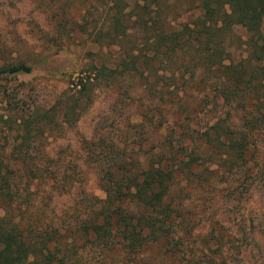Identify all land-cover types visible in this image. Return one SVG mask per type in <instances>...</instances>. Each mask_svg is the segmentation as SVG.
<instances>
[{
    "label": "rangeland",
    "instance_id": "obj_1",
    "mask_svg": "<svg viewBox=\"0 0 264 264\" xmlns=\"http://www.w3.org/2000/svg\"><path fill=\"white\" fill-rule=\"evenodd\" d=\"M118 2L122 15H127L119 22L118 30L126 28L127 34L121 44L111 43L103 35L109 26L106 16L115 11L114 3ZM134 2L58 0L63 24L57 27L45 18L35 0H0V66L21 61L33 67L29 74L0 78V152L14 149L24 136L18 127L21 118L30 119L35 111L47 117L37 124L41 130L32 133L30 141L37 151L31 155L40 161L48 159L49 169L57 162L61 171L75 179L70 189L64 188H68L67 194L52 193L57 215L81 198V192L104 197L97 183L98 162L120 156L134 168L136 159L151 156L164 129L172 127L177 134L181 125L200 132L216 119L217 113L211 109L222 110L220 103L212 105L207 86L199 82L202 64L194 66L192 61L188 67L179 62L164 66L161 56L153 55V49L143 44L149 31L138 28L134 21L138 14L147 20L153 13L149 17L141 14ZM187 16L161 9L156 20L162 25L161 19L167 17L175 27ZM253 36L264 37V22L258 29L243 25L218 33L223 62L245 58L242 42ZM132 60L137 71L132 70ZM80 76L94 79L77 95L72 86ZM206 93L208 98H204ZM141 114L145 116L142 122ZM6 118L11 120L9 127L2 123ZM139 122L141 127L135 128ZM159 124L163 128L153 131ZM0 157L6 160L10 154ZM210 157L201 153L194 167L201 177L188 176L187 180L180 176L173 190L187 208L188 217L193 218V231L185 236L186 251L165 257L161 263L264 264V175H260L264 168L260 174L247 177L232 172L221 181L207 178L209 172L203 171L205 167L215 169ZM44 189L49 188L46 185ZM209 226L224 235L218 243L210 236ZM151 249L149 255L156 257V249ZM98 258L97 252L88 250L82 264H98ZM106 258L109 264L115 257L108 254ZM154 260L160 263L157 257Z\"/></svg>",
    "mask_w": 264,
    "mask_h": 264
},
{
    "label": "trees",
    "instance_id": "obj_2",
    "mask_svg": "<svg viewBox=\"0 0 264 264\" xmlns=\"http://www.w3.org/2000/svg\"><path fill=\"white\" fill-rule=\"evenodd\" d=\"M35 1L45 18L57 27L63 24L58 0ZM139 2L135 0L134 5L141 14L149 17L153 13L147 20L138 14L134 21L138 28L149 31L143 44L153 49V55L161 56L164 66L179 62L188 67L192 61L194 66L202 64L199 82L207 86L211 104L220 103L222 110L211 109L217 113L216 119L200 132L181 125L177 134L172 127L164 129L151 156L136 159L134 168L120 156L98 162L97 183L104 197L81 192L82 197L59 215L51 204L53 194H67L74 176L61 171L57 162L49 169L48 159L40 161L31 155L37 151L30 141L32 133L41 130L37 124L47 117L35 111L30 119L21 118L18 127L24 136L14 149L0 152L6 157L10 154L6 160L0 157V264H82L88 250L97 252L101 258L95 260L98 264H107L108 254L115 257L109 264H162L165 257L182 254L188 248L185 236H191L193 218L188 217L187 208L173 190L180 176L187 180L188 176L201 177L194 168L201 153H208L210 163L216 165L213 170L204 168L209 172L207 178L224 181L232 172L247 177L263 171L264 37H248L242 42L245 58L225 64L218 33L243 25L258 29L264 22V0ZM121 7L119 2L114 3L115 11L106 16L109 26L103 35L111 43L121 44L127 35L126 28L118 30L119 22L127 17L122 15ZM161 9L176 11L178 16L188 13V18L174 27L163 17L159 25L156 18ZM124 52L128 56V51ZM132 61V70L137 71L136 61ZM32 69V65L21 61L5 62L0 66V78L29 74ZM93 77H77L72 86L74 93L81 95ZM10 121L6 118L2 123ZM177 121L179 118L174 123ZM141 122L135 128L141 127ZM162 128L159 124L153 131ZM209 228L215 242L221 241L218 238L224 235ZM150 248L156 249L160 263L149 255Z\"/></svg>",
    "mask_w": 264,
    "mask_h": 264
}]
</instances>
